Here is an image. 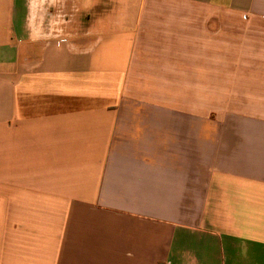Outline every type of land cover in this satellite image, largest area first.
<instances>
[{
	"label": "crops",
	"instance_id": "obj_1",
	"mask_svg": "<svg viewBox=\"0 0 264 264\" xmlns=\"http://www.w3.org/2000/svg\"><path fill=\"white\" fill-rule=\"evenodd\" d=\"M86 1L0 0V264H264V0Z\"/></svg>",
	"mask_w": 264,
	"mask_h": 264
},
{
	"label": "rangeland",
	"instance_id": "obj_2",
	"mask_svg": "<svg viewBox=\"0 0 264 264\" xmlns=\"http://www.w3.org/2000/svg\"><path fill=\"white\" fill-rule=\"evenodd\" d=\"M87 3L86 0H24L25 22L33 33L38 28L36 33L39 37H56L60 42L67 38L64 37L63 24L66 17L67 21L71 22V29H66V32L74 38H79L85 32L87 22L94 21L92 18L96 13L109 10L107 4H95L87 10Z\"/></svg>",
	"mask_w": 264,
	"mask_h": 264
}]
</instances>
